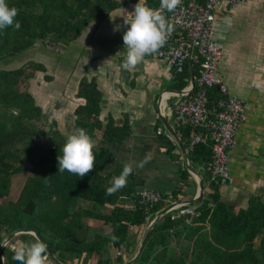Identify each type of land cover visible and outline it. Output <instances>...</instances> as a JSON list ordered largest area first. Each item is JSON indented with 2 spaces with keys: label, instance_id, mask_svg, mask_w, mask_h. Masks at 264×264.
<instances>
[{
  "label": "trees",
  "instance_id": "1",
  "mask_svg": "<svg viewBox=\"0 0 264 264\" xmlns=\"http://www.w3.org/2000/svg\"><path fill=\"white\" fill-rule=\"evenodd\" d=\"M134 1L138 0H130ZM6 3L19 9L15 19L21 27L0 30V61L13 59L39 42L67 46L102 11L121 4L117 0H6ZM146 5L159 8L160 0H146ZM192 68L197 76V56L192 59ZM36 72H46L45 66L31 61L26 67L14 70L0 68V245L7 237L28 231L45 242L50 254L64 264L75 258L74 264H87L91 255H97V264H115L114 261L122 264L124 252L131 248L130 230L142 228L167 204L161 201L147 208L138 203L133 174L128 177L126 187L114 195H106V188L123 169L120 166L112 174H103L105 165L113 160L106 144H121L130 133L125 125L117 128L97 121L101 92L94 80L80 82L77 94L85 101L73 111V129L83 128L91 137L99 132L101 145L93 150L95 167L82 178L68 171L59 172L58 156L62 155L67 139L54 121L48 123L33 94L20 89V83L35 77ZM189 78L187 62L184 71L174 77L173 90L183 88ZM221 97L219 89L211 88L208 104L213 106ZM43 136L49 141L48 147L42 143ZM179 137L182 147L186 148L190 129L181 128ZM187 158L192 166L207 162L211 158L209 143L196 145L187 153ZM24 163L37 171L24 182L16 201L4 199L10 177L22 173ZM184 173L188 172L184 170ZM124 197L132 198L135 206L118 205ZM198 201V215L188 225L182 216L176 218L172 213L161 217L132 264H264V202L261 199L253 197L248 208L234 211L235 207L221 200L220 185L212 183L206 197L201 196ZM82 202L93 206L83 208ZM106 207L109 208L106 213L98 209ZM84 220L102 221L118 239L111 241L104 235L105 231L85 226ZM90 230L92 234L87 237ZM19 241L34 242L35 239L20 235L16 238ZM14 242L15 238L10 243ZM4 253L7 264H19L7 246ZM51 261L59 264L53 258Z\"/></svg>",
  "mask_w": 264,
  "mask_h": 264
},
{
  "label": "crops",
  "instance_id": "2",
  "mask_svg": "<svg viewBox=\"0 0 264 264\" xmlns=\"http://www.w3.org/2000/svg\"><path fill=\"white\" fill-rule=\"evenodd\" d=\"M117 1L120 7L102 11L76 40L59 47L64 52L62 57L48 59V65L31 60L45 66L43 82L48 85L39 101L32 94L48 121H54L67 139L74 131L73 111L85 101L77 94L80 82L94 80L101 92L97 121L117 128L125 125L130 133L121 144H106L113 160L105 165L103 174H112L129 162L139 163L151 154L152 159L142 168L134 167L136 193L152 188L171 201L186 203L196 196L198 184L184 163L177 141L165 126L167 124L180 141L181 128L175 126L172 118L174 98L167 99L168 93L161 96L162 91L173 90L172 70L154 54L146 56L132 71L122 69L126 55L123 33L127 30L124 18L132 17L138 1ZM213 24L214 39L222 46L224 81L232 94L245 101V120L236 133L235 148L229 153L233 182L220 187L221 200L237 211L248 208L253 197L264 202V0H248L233 8L219 5L214 9ZM40 48L42 53L45 49L55 50L40 42L32 49ZM66 54L71 56L63 57ZM192 54L196 58L194 49ZM22 56L26 53L18 55ZM99 136L96 132L91 137L96 142L94 149L101 145ZM190 166L202 178V197H206L207 174L202 165ZM184 170L188 173L183 174ZM125 198L127 200L121 199L118 205L133 201ZM198 200L175 209V214L190 209L197 213ZM181 215L184 220L188 218L186 214Z\"/></svg>",
  "mask_w": 264,
  "mask_h": 264
},
{
  "label": "built area",
  "instance_id": "3",
  "mask_svg": "<svg viewBox=\"0 0 264 264\" xmlns=\"http://www.w3.org/2000/svg\"><path fill=\"white\" fill-rule=\"evenodd\" d=\"M245 1L248 0H182L175 11L164 10V15L174 25V31L164 46L153 53L157 59L168 65L174 78L184 71L189 59L194 58L193 49L196 51L199 68L197 76H194L193 84L189 79L180 90H164L161 96L168 93L167 99L174 98L172 118L175 126L178 129H190V139L187 147L184 148L186 155L196 145L209 143L211 158L201 166L207 174V185L212 183L220 187L232 185L229 153L235 148L236 133L245 120V101L232 94L224 78L219 75V62L223 53L213 35L214 9L222 4L233 8ZM211 88L219 89L222 96L213 106L208 104ZM184 163L185 165L189 163L188 158L184 160ZM125 199L124 197L122 201ZM137 201L147 208L165 201L167 206L159 214L169 207L167 213H172L173 217L178 218L182 216L181 214L188 216L184 220L186 225L190 223L192 217L197 216L194 209L180 210V214H175L174 210L186 203L171 201L152 188L140 191ZM123 205L133 207L135 202L131 201L128 204L125 202ZM169 233L172 235L173 232ZM262 238L264 239V233ZM171 240V243L175 245L173 237Z\"/></svg>",
  "mask_w": 264,
  "mask_h": 264
},
{
  "label": "clouds",
  "instance_id": "4",
  "mask_svg": "<svg viewBox=\"0 0 264 264\" xmlns=\"http://www.w3.org/2000/svg\"><path fill=\"white\" fill-rule=\"evenodd\" d=\"M182 0H160L159 8L146 5V0H138L134 7L132 17L124 18L127 30L123 33V43L126 55L121 65L122 69L132 71L146 56L157 52L164 46L170 34L174 31V25L164 15V10L173 12L181 4ZM19 9L9 6L6 0H0V30L14 26L19 30L21 24L15 18ZM258 88L260 83H256ZM96 142L83 128H76L68 135L62 148V155L58 156L59 172L68 171L78 177H84L95 167L94 148ZM152 159L147 154L139 163L129 162L124 164L121 173L114 177L111 185L106 188V195H114L127 186L128 177L133 173L134 167L142 168ZM104 235L109 236L115 242L118 237L110 231ZM48 246L38 237L34 242L19 241L13 246V259L19 264H47Z\"/></svg>",
  "mask_w": 264,
  "mask_h": 264
},
{
  "label": "rangeland",
  "instance_id": "5",
  "mask_svg": "<svg viewBox=\"0 0 264 264\" xmlns=\"http://www.w3.org/2000/svg\"><path fill=\"white\" fill-rule=\"evenodd\" d=\"M86 33L87 32H85V35H86ZM38 47H40V46H38ZM48 47H51V48L53 47L55 50L45 49L46 52L42 53L41 48L37 49L35 51L33 49H31V50L25 52L26 56H22V58H19L17 56V57H15L13 59L11 58V59H6V60H3V61H0V68L14 70V69H18L20 67H26L29 64L28 62H30L31 60H34V59H37V60H39V62L41 61L43 64H45V65L47 64L48 65V59L53 60V58L55 59L56 57H62L64 52L61 51V49H59V47H61L60 45H54L52 43H49ZM221 48H222V46H221ZM49 51H52V54H50ZM66 56L69 57V56H71V54H66L63 57H66ZM44 75H46V74H44L42 72H36L35 73V77L31 78L27 82L20 83V89L29 90L31 93H33L36 96V98L39 101V99H41V95L43 94V96H44V94H46L47 87H48V85H46L43 82ZM219 75H221V77H223V78L225 77V75H224V66H223V58L219 62ZM38 83H39V85H38ZM49 122L50 121H48V123ZM64 134H65V132H64ZM41 140H42V143H43L44 147H48V145H49L48 139L45 136H43L41 138ZM24 166H25V170L22 173L15 174V175H12L10 177L8 195L4 199H9V201H16V199L19 196L20 189H22V186H23L24 182L27 180V178L32 177L34 175V173L37 171L36 168L32 167L28 163H24ZM229 172H230V169H229ZM125 200H127V199H125ZM81 205L83 206V208H90V207L93 206L91 203H88V202H82ZM98 209L100 211H102V213H106V211H107V209H103V208H98ZM174 213H176V210L174 211ZM153 219L151 221H149L147 224H145L142 228L138 229V230H136V229L130 230L129 237L132 239V242H131V248L127 252H124V254H123V258H124L125 261L131 259L134 255H136V253L138 251V247H139L140 241L142 240L143 236L145 235L146 231L148 230V226L153 221ZM83 224L85 226L87 225L91 229L96 228L100 232H104V231L106 232V231L109 230V226L104 225L102 221H91V220L85 221L84 220ZM91 234H92V230H90V232L87 233V237H90ZM16 238L17 237H15V242L14 243H9L7 245V248L11 252H12L13 246L18 243V242H16ZM110 254L114 255V253L112 252V249H110ZM51 259L52 258H49V256H48L47 264H52ZM76 260H77L76 258L71 260L69 262V264H74V262ZM96 260H97V255H91V257H89V259H88L87 264H97ZM114 263L116 264V261H114Z\"/></svg>",
  "mask_w": 264,
  "mask_h": 264
},
{
  "label": "water",
  "instance_id": "6",
  "mask_svg": "<svg viewBox=\"0 0 264 264\" xmlns=\"http://www.w3.org/2000/svg\"><path fill=\"white\" fill-rule=\"evenodd\" d=\"M189 69H190V82L193 84V79H194V73H193V68H192V60L189 59ZM173 91H177V90H173ZM165 123V122H164ZM168 132L174 137V139L177 141L180 149H181V152H182V155L184 157V160L186 161L187 160V155H186V152L185 150L183 149L179 139L176 137V135L174 134V132L172 131V129L167 125L165 124ZM186 167L190 170V172L194 175V177L196 178L197 180V184H198V189H197V194L196 196L193 198V199H190V200H187L186 203H192V202H195L196 200H198L202 195H203V192H204V186H203V181H202V178L199 176V174L190 166L189 163H186ZM169 209V207L165 208L161 214H159L158 216H156L153 221L149 224L148 226V230L146 231L145 235L143 236L142 240L140 241V244H139V247H138V251L136 253V255H134L131 259L125 261L124 263L122 264H132L136 258L137 255L140 254L146 240L148 239L149 237V234L150 232L152 231V229L154 228V226L158 223V221L160 220V218L165 215L167 213V210ZM20 235H29V236H32L34 239L37 238L36 234L33 233V232H17L13 235H11L10 237H7L6 239L3 240V242L1 243L0 245V254H1V258H2V264H7L6 262V258H5V253H4V249L5 247L7 246V244H9L15 237H18ZM41 240V239H40ZM48 255L51 256L56 262H58L59 264H64L62 262H60L54 255L50 254V251H47ZM67 264V263H65Z\"/></svg>",
  "mask_w": 264,
  "mask_h": 264
}]
</instances>
